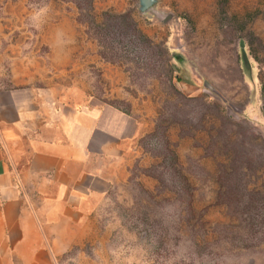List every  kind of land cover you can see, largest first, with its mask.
<instances>
[{
    "label": "rangeland",
    "instance_id": "rangeland-1",
    "mask_svg": "<svg viewBox=\"0 0 264 264\" xmlns=\"http://www.w3.org/2000/svg\"><path fill=\"white\" fill-rule=\"evenodd\" d=\"M24 89L135 125L52 264H264V0H0Z\"/></svg>",
    "mask_w": 264,
    "mask_h": 264
},
{
    "label": "crops",
    "instance_id": "crops-1",
    "mask_svg": "<svg viewBox=\"0 0 264 264\" xmlns=\"http://www.w3.org/2000/svg\"><path fill=\"white\" fill-rule=\"evenodd\" d=\"M50 98L0 92V264H52L53 249L67 247L80 194L134 137L124 112L85 110L63 93Z\"/></svg>",
    "mask_w": 264,
    "mask_h": 264
},
{
    "label": "water",
    "instance_id": "water-1",
    "mask_svg": "<svg viewBox=\"0 0 264 264\" xmlns=\"http://www.w3.org/2000/svg\"><path fill=\"white\" fill-rule=\"evenodd\" d=\"M157 0H140L141 12H147L156 4Z\"/></svg>",
    "mask_w": 264,
    "mask_h": 264
},
{
    "label": "clouds",
    "instance_id": "clouds-1",
    "mask_svg": "<svg viewBox=\"0 0 264 264\" xmlns=\"http://www.w3.org/2000/svg\"><path fill=\"white\" fill-rule=\"evenodd\" d=\"M47 11V6H45V8L41 9L40 12H46ZM40 13H34L32 16V19H35L37 15H39ZM58 36H62V33H58Z\"/></svg>",
    "mask_w": 264,
    "mask_h": 264
}]
</instances>
